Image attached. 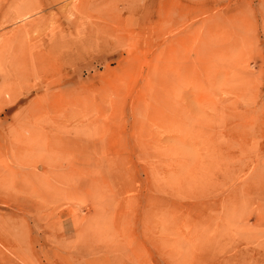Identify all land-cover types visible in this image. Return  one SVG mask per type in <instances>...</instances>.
I'll return each instance as SVG.
<instances>
[{"label":"rangeland","instance_id":"374dc122","mask_svg":"<svg viewBox=\"0 0 264 264\" xmlns=\"http://www.w3.org/2000/svg\"><path fill=\"white\" fill-rule=\"evenodd\" d=\"M0 264H264V0H0Z\"/></svg>","mask_w":264,"mask_h":264},{"label":"crops","instance_id":"0c3cea01","mask_svg":"<svg viewBox=\"0 0 264 264\" xmlns=\"http://www.w3.org/2000/svg\"><path fill=\"white\" fill-rule=\"evenodd\" d=\"M72 227H73V224L71 221L64 220L61 224V228L59 229L60 235L62 236L68 235L69 233H71V231H73Z\"/></svg>","mask_w":264,"mask_h":264}]
</instances>
